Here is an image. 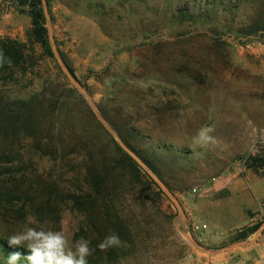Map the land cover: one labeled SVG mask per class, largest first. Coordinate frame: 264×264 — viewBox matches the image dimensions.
<instances>
[{"label": "rangeland", "instance_id": "rangeland-1", "mask_svg": "<svg viewBox=\"0 0 264 264\" xmlns=\"http://www.w3.org/2000/svg\"><path fill=\"white\" fill-rule=\"evenodd\" d=\"M39 1L0 0V41L27 44L30 56L26 71L0 72V238L25 227L63 231L70 242H90L88 261L111 264H199L227 256L218 252L229 247L240 252L246 241L261 243L264 213L244 239L239 230L212 239L207 219L212 186L221 188L217 199H232L223 180L264 149V54L257 50L264 31L246 36L216 18L238 2ZM248 6L243 0L238 15H250ZM181 11L203 16L176 20ZM38 13L47 48L29 38ZM53 44L143 164L90 108ZM203 126L215 129L218 145L193 143ZM123 152L138 175L118 167ZM102 163L113 169H92ZM97 171L106 174L101 192L90 186ZM189 215L208 226L204 250L184 235ZM112 233L122 243L109 256L96 246ZM0 264H7L1 253Z\"/></svg>", "mask_w": 264, "mask_h": 264}, {"label": "trees", "instance_id": "trees-1", "mask_svg": "<svg viewBox=\"0 0 264 264\" xmlns=\"http://www.w3.org/2000/svg\"><path fill=\"white\" fill-rule=\"evenodd\" d=\"M40 2L39 0H35ZM238 4L236 6L232 7H226L225 10L227 13H224L221 17H216L222 21L228 22L230 21V28L232 31L243 34L246 36H252L257 35L259 32L264 31V0H247V3L249 4V10H251L250 15L241 14L238 15V10L240 9L241 5H243V0H236ZM214 3L216 1L214 0ZM212 4V12L215 13V4ZM218 7V6H217ZM237 11V13H236ZM203 12H200L198 14L191 13L188 11H181L178 14H176V20H198L200 19L203 14ZM244 15V18H242ZM216 16V14L214 15ZM241 17V18H240ZM237 18V20H236ZM34 21V27L32 31L29 34V38L34 37L37 42H40L43 47L47 48V43L44 40L46 30L43 27L42 23V15L41 13H38L34 15L33 17ZM234 25H237L234 27ZM0 49L3 50L5 56L11 57L13 64L11 67H9L7 64H5L4 67L0 68V72L7 71L8 72L14 68H20L23 71H26L25 65L27 64L28 58L30 56L27 55V52L29 51L27 44L20 43L17 40L14 39H4L0 41ZM33 50V49H32ZM102 115L108 120V122L115 128V130L119 133V130L113 120H111L103 111ZM30 119L27 118V122H29ZM7 122H13L15 124V121L7 120ZM121 136V135H120ZM123 138V137H121ZM120 149V148H119ZM122 157V162L120 161V164L118 167L120 168H126L130 169V173H132L133 176L138 175L140 173V169L138 165L135 163V161L125 152L123 154H120ZM248 168L257 172L261 173L264 176V149L261 151V153L258 156H250L248 158ZM104 168L107 170L108 167L112 168L111 163H102V164H95L92 166V169L94 168ZM91 169V170H92ZM113 169V168H112ZM94 171V170H93ZM91 180H90V186L93 190L101 192L102 186L104 185L103 179L104 175H106L104 172L101 173L99 171L94 172L91 174ZM259 227V224H255L250 227H246V229H242L239 231V234L237 235V239H244L247 238L250 234L254 233L256 229ZM19 251L22 253L23 256L30 255V250L27 249L24 246L19 247H13L10 246L8 243V240L5 238H0V253L2 257L7 261L9 255L13 252ZM114 252L113 250H108V255H112ZM20 264H27L25 261H21ZM88 264H111L110 260L107 258H101V259H95L88 261Z\"/></svg>", "mask_w": 264, "mask_h": 264}, {"label": "crops", "instance_id": "crops-1", "mask_svg": "<svg viewBox=\"0 0 264 264\" xmlns=\"http://www.w3.org/2000/svg\"><path fill=\"white\" fill-rule=\"evenodd\" d=\"M258 48L259 53L264 54V44H260ZM223 181L226 183L225 187L234 189L232 199H235H217L216 194L221 188L216 184L212 186V221L207 219L212 234L215 235L250 227L264 213V176L261 173L249 168H234ZM235 217H241L242 221L235 220ZM260 241L255 246L241 248L240 252L230 250L227 256L203 259L199 264H264V235ZM237 255V258L234 257Z\"/></svg>", "mask_w": 264, "mask_h": 264}, {"label": "clouds", "instance_id": "clouds-1", "mask_svg": "<svg viewBox=\"0 0 264 264\" xmlns=\"http://www.w3.org/2000/svg\"><path fill=\"white\" fill-rule=\"evenodd\" d=\"M5 64L11 67L13 61L0 49V68ZM214 131L211 126L201 127L193 137V143L201 148L218 145V139L212 135ZM8 243L13 247L24 246L31 254L23 256L19 251L13 252L9 255L7 264H20L21 261H26L27 264H88L87 258L95 251L84 237L73 243L63 231L37 230L34 227H25L22 231L9 236ZM121 243L120 237L112 233L96 247L101 251H107L119 247Z\"/></svg>", "mask_w": 264, "mask_h": 264}, {"label": "water", "instance_id": "water-1", "mask_svg": "<svg viewBox=\"0 0 264 264\" xmlns=\"http://www.w3.org/2000/svg\"><path fill=\"white\" fill-rule=\"evenodd\" d=\"M53 51L55 56L57 57V59L59 60V62L61 63L62 67L64 68V70L68 73V75L70 76L71 80L73 81V83L78 87V89L80 90V92L82 93V95L86 98L88 104L90 105V108L95 112V114L98 116V118L100 119V121L106 126V128L115 136L118 138V141L120 143V145L126 150V152L136 161H138L139 164H143L142 160H140V158L137 156V154H135L131 149H129L127 146L124 145V143L120 140V138L118 137L117 133L111 128V126L108 124V122L99 115L97 108L95 106V104L93 103V101L91 100L87 90L85 88H83L80 83L69 73L67 67L65 66V64L63 63L59 53L57 52L55 45L53 44ZM188 238V237H186ZM189 240H192L195 244H198V247L201 250H204L201 246H199V243H197L195 240L188 238ZM250 242L246 241V243L244 244L245 247L249 246ZM234 247V246H233ZM232 247L226 248L222 251H219L218 253H222V252H228L231 250Z\"/></svg>", "mask_w": 264, "mask_h": 264}, {"label": "built area", "instance_id": "built-area-1", "mask_svg": "<svg viewBox=\"0 0 264 264\" xmlns=\"http://www.w3.org/2000/svg\"><path fill=\"white\" fill-rule=\"evenodd\" d=\"M216 178H213V181H215ZM199 188H193V192H197ZM187 224H186V231L184 233L185 237L191 238L195 240L197 243H202L205 241V239L208 236V226L204 223L196 222L192 217H187ZM224 236L223 233L220 234H212V239H215L216 237Z\"/></svg>", "mask_w": 264, "mask_h": 264}]
</instances>
